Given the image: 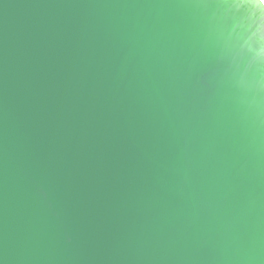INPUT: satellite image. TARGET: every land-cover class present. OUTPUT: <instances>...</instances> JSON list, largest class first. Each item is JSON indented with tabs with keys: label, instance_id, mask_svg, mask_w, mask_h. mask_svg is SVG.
Here are the masks:
<instances>
[{
	"label": "water",
	"instance_id": "1",
	"mask_svg": "<svg viewBox=\"0 0 264 264\" xmlns=\"http://www.w3.org/2000/svg\"><path fill=\"white\" fill-rule=\"evenodd\" d=\"M0 264H264V1L0 0Z\"/></svg>",
	"mask_w": 264,
	"mask_h": 264
},
{
	"label": "bare ground",
	"instance_id": "2",
	"mask_svg": "<svg viewBox=\"0 0 264 264\" xmlns=\"http://www.w3.org/2000/svg\"><path fill=\"white\" fill-rule=\"evenodd\" d=\"M264 1V0H263Z\"/></svg>",
	"mask_w": 264,
	"mask_h": 264
}]
</instances>
